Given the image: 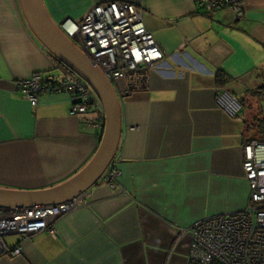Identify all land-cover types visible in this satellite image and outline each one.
<instances>
[{"label":"crops","instance_id":"crops-1","mask_svg":"<svg viewBox=\"0 0 264 264\" xmlns=\"http://www.w3.org/2000/svg\"><path fill=\"white\" fill-rule=\"evenodd\" d=\"M115 1L141 10L165 54L146 70L142 89L121 99L111 164L121 173L118 184L99 181L85 204L57 221L54 236L36 235L21 256L0 264H194L191 237L179 234L248 205L243 158L252 137L242 116H228L216 98L226 90L264 111V96L251 97L264 88V0H249L242 18L230 10L208 16L196 0H42L58 25ZM35 72L63 75L19 1L0 0V189L59 186L100 146L103 130L70 115L68 94L43 95L33 108L19 93L17 83ZM220 72L231 80L219 84Z\"/></svg>","mask_w":264,"mask_h":264},{"label":"built area","instance_id":"built-area-1","mask_svg":"<svg viewBox=\"0 0 264 264\" xmlns=\"http://www.w3.org/2000/svg\"><path fill=\"white\" fill-rule=\"evenodd\" d=\"M249 0H196L208 16L230 10L244 17ZM63 32L84 55L98 67L114 86L121 99L142 89L146 70L165 59L161 47L143 22L141 10L126 2H109L92 8L81 22L65 20ZM19 93L33 108L46 94L70 96V115L81 117L88 127L103 130L102 106L89 85L72 75L57 78L35 72L17 83ZM217 105L230 117L242 111L239 100L226 90H219ZM243 169L249 184L245 210L206 218L179 234L191 237L189 258L194 264H264V144L252 141L244 147ZM121 177L113 165L101 180L115 188ZM84 195L55 206L8 211L0 209V258L19 257L25 242L41 233L55 235L59 219L85 204ZM17 238L11 245L7 239Z\"/></svg>","mask_w":264,"mask_h":264},{"label":"water","instance_id":"water-1","mask_svg":"<svg viewBox=\"0 0 264 264\" xmlns=\"http://www.w3.org/2000/svg\"><path fill=\"white\" fill-rule=\"evenodd\" d=\"M39 43L63 66L85 81L98 98L105 117L99 149L91 162L67 182L42 191L0 189V209L8 211L55 206L86 194L114 161L121 137V98L112 83L48 14L42 0H18Z\"/></svg>","mask_w":264,"mask_h":264},{"label":"trees","instance_id":"trees-1","mask_svg":"<svg viewBox=\"0 0 264 264\" xmlns=\"http://www.w3.org/2000/svg\"><path fill=\"white\" fill-rule=\"evenodd\" d=\"M53 59L58 63V65L61 68L62 73L64 75H72V76L77 77L74 73H72L65 66H63L60 62H58L54 57H53ZM217 80H218L219 84H223L227 81H230L231 79L227 78V76L224 73L220 72L217 75ZM258 95L264 96V88H263V90H260L259 92L257 91V92L252 93L251 97L256 98V96H258ZM239 102L243 108V111H242L240 116H242V118H243L245 128H246V133L250 134L252 131L255 132L254 138L253 139L251 138V140L248 141L247 143H250L252 141H258L259 143L264 144V111H263V109L261 107H257V111H259V113H258L259 115H257L256 117L254 116L253 120H254L255 124H254V128H253V126L251 127L248 125L249 115L247 116L248 112H249V114L253 113V112H251L253 107H254L253 104H251V103L245 104L244 101H240V100H239Z\"/></svg>","mask_w":264,"mask_h":264},{"label":"rangeland","instance_id":"rangeland-1","mask_svg":"<svg viewBox=\"0 0 264 264\" xmlns=\"http://www.w3.org/2000/svg\"><path fill=\"white\" fill-rule=\"evenodd\" d=\"M263 105H264V103H263ZM251 112H253V113H250V114L248 113L247 114V116L249 115V117H248V125L251 126V127L253 126V128H254V124H255V122L253 120L254 119V116L256 117L257 115H259L258 114L259 111H257V106H254ZM254 135H255V132L252 131L249 136H251L252 139H253L254 138Z\"/></svg>","mask_w":264,"mask_h":264}]
</instances>
